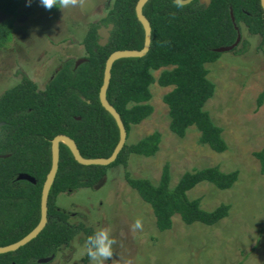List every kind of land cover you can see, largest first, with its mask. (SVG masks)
I'll list each match as a JSON object with an SVG mask.
<instances>
[{"label":"trees","instance_id":"1","mask_svg":"<svg viewBox=\"0 0 264 264\" xmlns=\"http://www.w3.org/2000/svg\"><path fill=\"white\" fill-rule=\"evenodd\" d=\"M175 1L148 0L143 5L142 15L151 31L149 50L142 58H123L112 64L105 98L119 115L128 140L131 127L153 112L150 86L156 82L171 88L163 97L169 131L183 138L194 127L200 144L220 154L227 150L222 130L204 110L214 93L205 66L220 58L217 49L234 44L238 34L235 26L240 31V24L250 35L261 38L262 47L264 11L260 0H210L207 6L193 0L179 7ZM22 2L0 0V14L6 17L0 22V48L11 41L14 18ZM137 2L114 0L103 19L89 24L82 40L85 61L77 67L76 61L62 63L43 90L23 77L0 95V247L18 242L37 226L42 186L51 168V141L56 136L71 139L83 159H107L113 153L119 131L113 117L100 105L99 91L105 62L112 53L143 48L144 31L135 15ZM109 24L113 25L110 37L100 47L97 30ZM246 45L242 43L243 48ZM157 71L160 73L155 80L152 72ZM263 100L264 88L257 97V107ZM127 140L107 167L78 164L60 143L58 169L47 198L46 224L26 245L1 254L0 264H39L41 259L55 257L76 236L83 234L87 239L94 234L82 224H70L71 214L57 205V198L63 193L94 189L114 167L125 169L126 184L150 207L159 232L170 230L175 216L184 225L203 226H213L227 217L228 205L206 211L200 198L190 199L188 193L201 184L221 191L231 189L238 179L237 171L224 173L218 167L193 170L170 187L169 165L165 164L159 182L153 184L146 178L132 177L126 169L131 156H155L161 135L154 132L131 144ZM253 156L264 172V147ZM20 174L30 176L35 184L17 180ZM88 260L86 256L84 262Z\"/></svg>","mask_w":264,"mask_h":264},{"label":"rangeland","instance_id":"2","mask_svg":"<svg viewBox=\"0 0 264 264\" xmlns=\"http://www.w3.org/2000/svg\"><path fill=\"white\" fill-rule=\"evenodd\" d=\"M113 1L77 0L75 6L46 9L40 0H23L14 18L11 41L0 48V95L23 77L43 90L62 63L84 59L82 40L88 26L103 19ZM5 18L0 14V22ZM239 34L236 51L222 53L216 62L205 66L214 93L204 110L222 130L225 152L218 154L200 144L194 127L183 138L169 131L163 97L171 88L156 82L149 88L153 112L131 127L127 140L131 144L154 132L161 135L155 156H131L126 169L132 177L153 184L159 182L165 164L169 165L170 187L193 170L218 167L224 173L237 171L231 189L221 191L201 184L188 193L190 199L200 198L206 211L228 205L227 217L213 226H203L184 225L175 216L172 228L159 232L150 207L126 184L125 169L111 168L94 189L57 198V205L71 214L70 224H82L94 232L109 230L115 239L113 255L103 264H264V172L253 156L264 147V100L260 107L256 104L264 88V44L260 47L261 38L250 35L243 24ZM159 73L152 72L155 80ZM137 220L139 229L134 228ZM85 240L83 234L76 236L52 260L41 264H94L84 262Z\"/></svg>","mask_w":264,"mask_h":264},{"label":"water","instance_id":"3","mask_svg":"<svg viewBox=\"0 0 264 264\" xmlns=\"http://www.w3.org/2000/svg\"><path fill=\"white\" fill-rule=\"evenodd\" d=\"M147 1L148 0H138L136 7H135L136 18L140 22V24L143 28V31H144L143 48L140 51H129V50L116 51L108 57V59L105 62V66H104L103 81H102V86H101L100 91H99V102H100V105L102 106V108L105 111H107L113 117V119L115 120V123L117 125L118 131H119V140H118V143H117L113 153L107 159H88V160L83 159L80 156L74 142L71 139H69L68 137H66L64 135L56 136L51 141V168H50V170L46 176V179L43 183L42 191H41L40 220H39L37 226L29 234H27L24 238H22L18 242L13 243L11 245H8L5 247H0V255L14 252V251L18 250L19 248L23 247L24 245L29 243L31 240H33L44 228V226L46 224V216H47L48 193H49L50 187L54 181L55 175L57 173V169H58L59 144L60 143L65 145L70 150L74 160L78 164L83 165V166H103V167H107L115 161L118 153L120 152V150L122 149V147L126 143L127 135H126L125 128H124V126L121 122V119H120L119 115L117 114V112L107 102V100L105 98V93H106V89H107L109 81H110L111 67L115 61H117L119 59H123V58H142L143 56L146 55V53L149 50L150 38H151L150 25H149L148 21L145 19V17L142 15V7ZM192 1L193 0H182L181 5L189 4ZM199 2L201 4H205L207 6L209 4L210 0H199ZM260 5H261L262 10L264 11V0H260ZM230 16H231V21L234 23V18L232 16V13L230 14ZM112 29H113V25L109 24L107 27L101 26L97 30V35L99 37L98 45L100 47H104L107 44ZM235 29L237 30L238 34H237V38H236V41L234 42V44H232L231 46H228V47L219 48L216 50V52L222 54L225 52L233 51L234 48L238 47V45L240 43V34H239L238 28L236 26H235ZM83 61H85V60L81 59V60L76 61L75 67H77L79 64H81ZM2 125H3V123H0V126H2ZM1 157L6 158L8 156H1ZM17 180L27 181L31 184H35V180L33 178H31L30 176L25 175V174H20L17 177ZM53 258L54 257L51 256L50 258L41 259L38 261V263L39 264L45 263V262L52 260Z\"/></svg>","mask_w":264,"mask_h":264},{"label":"clouds","instance_id":"4","mask_svg":"<svg viewBox=\"0 0 264 264\" xmlns=\"http://www.w3.org/2000/svg\"><path fill=\"white\" fill-rule=\"evenodd\" d=\"M176 2L179 7L182 0H176ZM40 3L46 9H50L53 5H59L60 8H64L75 6L77 0H40ZM134 228H141L139 220L135 222ZM84 243L87 256L94 264H103L104 260L111 258L113 255L112 245L115 243V239L110 236L108 229L97 230L94 234L88 236Z\"/></svg>","mask_w":264,"mask_h":264},{"label":"flooded vegetation","instance_id":"5","mask_svg":"<svg viewBox=\"0 0 264 264\" xmlns=\"http://www.w3.org/2000/svg\"><path fill=\"white\" fill-rule=\"evenodd\" d=\"M101 27V26H100ZM54 257V256H53ZM50 258V257H49Z\"/></svg>","mask_w":264,"mask_h":264}]
</instances>
